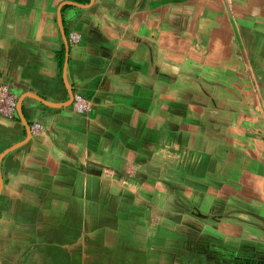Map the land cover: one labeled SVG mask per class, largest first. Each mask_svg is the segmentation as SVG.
<instances>
[{
    "label": "crops",
    "instance_id": "crops-1",
    "mask_svg": "<svg viewBox=\"0 0 264 264\" xmlns=\"http://www.w3.org/2000/svg\"><path fill=\"white\" fill-rule=\"evenodd\" d=\"M0 81V264H264V0H0Z\"/></svg>",
    "mask_w": 264,
    "mask_h": 264
},
{
    "label": "built area",
    "instance_id": "built-area-1",
    "mask_svg": "<svg viewBox=\"0 0 264 264\" xmlns=\"http://www.w3.org/2000/svg\"><path fill=\"white\" fill-rule=\"evenodd\" d=\"M71 39L76 42L79 39L78 33H71ZM18 95L5 81H0V116L6 118H13L16 115L18 107ZM73 106L75 110L79 112H86L91 109L90 101L87 97L82 95H76L73 100ZM42 125L40 123H35L33 130L39 132Z\"/></svg>",
    "mask_w": 264,
    "mask_h": 264
}]
</instances>
